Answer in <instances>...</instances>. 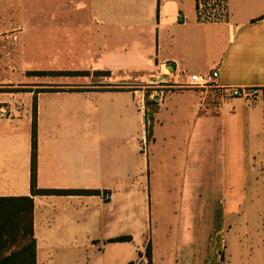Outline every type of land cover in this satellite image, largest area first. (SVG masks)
Returning <instances> with one entry per match:
<instances>
[{
  "label": "crops",
  "instance_id": "0c3cea01",
  "mask_svg": "<svg viewBox=\"0 0 264 264\" xmlns=\"http://www.w3.org/2000/svg\"><path fill=\"white\" fill-rule=\"evenodd\" d=\"M212 69L264 85V0H0V197H32L36 264H143L152 221L151 264H224L226 234L264 264V98L185 86ZM33 123L35 187L98 194H32Z\"/></svg>",
  "mask_w": 264,
  "mask_h": 264
},
{
  "label": "trees",
  "instance_id": "16d2710c",
  "mask_svg": "<svg viewBox=\"0 0 264 264\" xmlns=\"http://www.w3.org/2000/svg\"><path fill=\"white\" fill-rule=\"evenodd\" d=\"M35 122V121H34ZM35 123L32 129L31 191L32 194H98V190H56L35 187ZM33 200L31 196L0 197V264H36V243L33 236ZM129 235L109 238L107 242L129 241ZM141 253H139V256ZM146 264H151L147 243ZM222 260V257H221ZM127 264H134L130 261Z\"/></svg>",
  "mask_w": 264,
  "mask_h": 264
},
{
  "label": "built area",
  "instance_id": "2783aa9c",
  "mask_svg": "<svg viewBox=\"0 0 264 264\" xmlns=\"http://www.w3.org/2000/svg\"><path fill=\"white\" fill-rule=\"evenodd\" d=\"M218 76L217 69H212L211 71L204 74H190L187 76L185 86L188 88L211 91V93L218 99L237 97L245 100H255L258 98H264V85L232 86L221 84L218 82ZM140 261L143 264L147 263L145 256H142ZM138 264H140V262Z\"/></svg>",
  "mask_w": 264,
  "mask_h": 264
},
{
  "label": "rangeland",
  "instance_id": "374dc122",
  "mask_svg": "<svg viewBox=\"0 0 264 264\" xmlns=\"http://www.w3.org/2000/svg\"><path fill=\"white\" fill-rule=\"evenodd\" d=\"M149 131H150V128H148V135H149ZM228 179H229V183H230V181H231L230 176H228ZM227 200H228L227 201L228 202V207L232 206L233 202H232V199L230 198L229 190L227 191ZM154 222L155 221H152V224L150 225V227L149 226L147 227V229L144 232L143 238H140L138 242L136 241L137 244H138V253H142L143 256H145L146 246H147V243H149L148 241L152 239V241L154 242L155 233H156V228H155V223ZM235 238L233 236L230 237L229 234H226L227 247H226L225 255H224V258H225V260L223 262L224 264H238L236 262L233 263V261L230 263L229 259H228V255L231 252V246H230L231 243H232L231 240H234ZM240 239H243V238L241 237ZM257 257L258 256L255 254V259H254L255 261H253V264H258L256 262ZM259 257H260V255H259ZM145 259H146V256H145ZM146 262H147V259H146Z\"/></svg>",
  "mask_w": 264,
  "mask_h": 264
}]
</instances>
